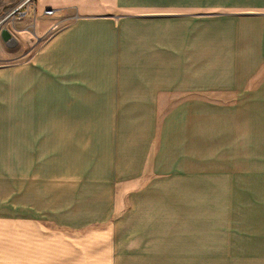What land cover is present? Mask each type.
<instances>
[{
  "label": "crops",
  "instance_id": "obj_1",
  "mask_svg": "<svg viewBox=\"0 0 264 264\" xmlns=\"http://www.w3.org/2000/svg\"><path fill=\"white\" fill-rule=\"evenodd\" d=\"M33 1L32 24L10 21L16 48L66 23L39 51L54 64L34 109L45 118L27 120L47 128V177L27 168L24 186L21 173L0 264H264V0L217 13L198 0ZM221 183L256 191L255 213L222 199L200 215L168 193Z\"/></svg>",
  "mask_w": 264,
  "mask_h": 264
},
{
  "label": "rangeland",
  "instance_id": "obj_2",
  "mask_svg": "<svg viewBox=\"0 0 264 264\" xmlns=\"http://www.w3.org/2000/svg\"><path fill=\"white\" fill-rule=\"evenodd\" d=\"M26 1L0 0V19L7 17L0 26V217H13L14 215L16 188L21 189L22 172L24 186L27 176L24 172L27 168H35L33 177L36 180L39 179L40 182H44L47 177L48 159L44 133L47 128L37 126V121L34 122L36 126H29L31 123L27 120L31 118L38 119V117L45 118V111L37 112L34 109L45 106L46 95L44 93L48 81L47 76L49 72L54 71V64L47 62L46 59L41 62L39 51L45 46L48 38L60 32L66 24L62 22L63 17H61L56 24V29L38 43L35 38L32 39L31 34L27 33L28 41H24L22 47L16 48L14 36H17V34L10 21L12 19L21 20L28 14L29 16L25 18L24 22L32 24L34 18L32 12L33 0H30L15 12ZM198 1L200 13H207V10L217 13L220 12L224 0ZM13 12L15 13L12 14ZM46 15L48 14L46 13ZM61 16H65V14L63 13ZM2 30H8L13 39L5 42L1 37ZM31 130L33 131L32 134L30 133ZM21 131L23 132L22 143L18 136ZM262 161L264 163V160ZM55 162H57L56 159ZM21 168H23V171ZM18 177L19 181L16 184ZM28 177H31V175L29 174ZM248 177L249 183L250 179ZM250 177L253 179L254 175H250ZM220 178H223V175ZM216 186L217 188L211 191H176L168 193L173 194L176 198L186 199L192 197L197 199V207H182V209H193L200 215L215 214V209L219 212L220 209L217 206L222 199L225 201L231 199L233 202L243 203L244 207L248 206L247 213H255V190L254 193L249 189H218L222 187V183ZM250 187L254 188V185L251 184ZM211 201H214V203ZM256 206L258 210H262L261 207L264 206V187L259 190V208L257 201Z\"/></svg>",
  "mask_w": 264,
  "mask_h": 264
},
{
  "label": "water",
  "instance_id": "obj_3",
  "mask_svg": "<svg viewBox=\"0 0 264 264\" xmlns=\"http://www.w3.org/2000/svg\"><path fill=\"white\" fill-rule=\"evenodd\" d=\"M19 9L20 8L16 9L15 12L18 11ZM15 12H13L12 14H14ZM6 19L7 17L0 19V26L4 23ZM1 37L5 42H9L13 39L12 34L8 30H2Z\"/></svg>",
  "mask_w": 264,
  "mask_h": 264
},
{
  "label": "built area",
  "instance_id": "obj_4",
  "mask_svg": "<svg viewBox=\"0 0 264 264\" xmlns=\"http://www.w3.org/2000/svg\"><path fill=\"white\" fill-rule=\"evenodd\" d=\"M48 15H53V11H48V12H46Z\"/></svg>",
  "mask_w": 264,
  "mask_h": 264
}]
</instances>
